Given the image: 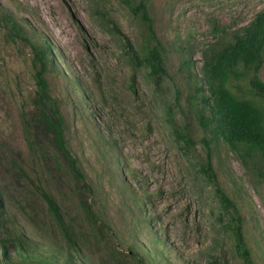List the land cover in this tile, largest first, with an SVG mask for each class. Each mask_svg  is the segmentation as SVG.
Segmentation results:
<instances>
[{"label":"rangeland","instance_id":"rangeland-1","mask_svg":"<svg viewBox=\"0 0 264 264\" xmlns=\"http://www.w3.org/2000/svg\"><path fill=\"white\" fill-rule=\"evenodd\" d=\"M103 3L121 35L96 20L87 0H0L28 34L44 36L51 47L50 89L69 148L92 188L57 162L47 138L36 150L23 136L35 92L28 47L13 43L0 26V238L20 233L63 263L53 249L63 240L39 194L43 189L77 239L80 256L69 264H136L133 252L143 264H244L224 226L230 217L200 168L206 161L200 138L210 133L183 106L194 93L201 50L214 40L211 21L234 29L264 0H150L167 55V74L156 86L144 65L128 58L125 41L135 49L143 43L140 19L120 0ZM258 75L264 81V59ZM167 118L188 129L194 144L177 139ZM212 139L213 171L239 208L253 264H264V162L255 155V168L244 165L221 139ZM13 160L27 179L17 178Z\"/></svg>","mask_w":264,"mask_h":264},{"label":"trees","instance_id":"trees-1","mask_svg":"<svg viewBox=\"0 0 264 264\" xmlns=\"http://www.w3.org/2000/svg\"><path fill=\"white\" fill-rule=\"evenodd\" d=\"M120 1L135 18L140 19L141 26L145 28L143 43L139 49L125 41L129 47V61L133 64H143L147 76L156 86L167 74V55L161 39L154 30L150 0ZM87 2L100 24L117 35L122 34L110 11L104 9L106 7L103 0ZM0 26L13 43L28 47L35 92L31 100L33 111L22 119L23 136L35 149L41 138H47L52 151L60 159L56 157L57 162L62 161L82 182L83 187L91 191V185L86 181L81 164L69 148L59 99L50 89L47 75L49 70L54 68L55 62L47 39L43 36L42 39L36 40L27 33L15 13L3 6H0ZM210 27L214 40L204 45L201 50L202 65L199 71L192 73L194 93L187 96L183 109L185 113L193 111L198 126L204 132L210 133L209 136L203 135L200 138L206 152V161L201 163L200 168L208 181L215 185L221 209L230 217L224 226L231 231L237 254L244 264H253L250 250L245 244L243 218L239 208L222 189L213 171L210 143L213 137L215 141L221 139L244 165L249 164L255 168L256 164L253 161L255 155L264 162V81L258 75L264 59V3L244 25L233 29L212 20ZM184 63H190V60ZM167 121L173 125L177 139H182L185 145L194 144L191 134L187 132L188 129L181 130L173 124L171 118H167ZM12 166L16 170L17 178H28L27 172L15 160ZM255 174L261 176L260 172ZM39 194L63 240V246L53 249L56 254L63 256L62 264H69L80 256L73 229L63 219L54 197L43 189H39ZM83 206L87 213H91L89 204L83 203ZM43 246L40 242L28 239L20 233L6 235L0 238V264H57L58 260L54 262L52 257L39 252V248ZM13 251L17 254L16 259L11 258ZM132 255L137 257L136 264H143V258L138 257L137 253L133 252ZM13 260L19 261L16 263Z\"/></svg>","mask_w":264,"mask_h":264}]
</instances>
